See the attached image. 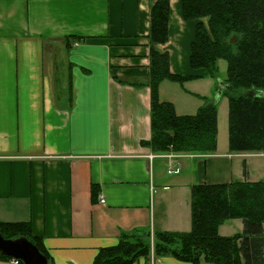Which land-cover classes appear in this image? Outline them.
<instances>
[{"label": "crops", "instance_id": "crops-1", "mask_svg": "<svg viewBox=\"0 0 264 264\" xmlns=\"http://www.w3.org/2000/svg\"><path fill=\"white\" fill-rule=\"evenodd\" d=\"M156 1L0 0V222L30 223L49 264H93L101 248L126 235L189 232L196 184L264 181V152H232L228 143V153L168 151L177 155L170 163L143 145L152 136ZM170 7L169 40L154 47L169 53L173 74L194 77L196 22L183 18L181 0ZM62 40L73 45L64 59L54 45ZM170 82L161 83V99L194 114L201 106L192 93ZM69 89L72 107L62 94ZM243 227L232 219L219 233ZM153 264L193 263L157 256Z\"/></svg>", "mask_w": 264, "mask_h": 264}, {"label": "trees", "instance_id": "trees-1", "mask_svg": "<svg viewBox=\"0 0 264 264\" xmlns=\"http://www.w3.org/2000/svg\"><path fill=\"white\" fill-rule=\"evenodd\" d=\"M170 2L157 0L151 9L152 136L143 145L155 153L172 150L181 154H213L219 146L218 105L206 102L196 113L181 115L172 102L160 96L159 87L164 80L184 83L190 78L173 74L169 53L154 47L155 43L169 40ZM181 3L183 18L196 22L190 54L192 68L205 69L216 78L219 61H227V82L219 91L226 92L229 98V150L264 152V0ZM72 46L67 45L69 49ZM62 94L66 99L70 97L72 107L73 90ZM191 218L189 232L155 233V256H172L193 264H264V181L194 185ZM232 219L243 221L242 232L220 235V226ZM0 232L5 238L28 237L50 262L42 239L33 234L30 223L0 222ZM132 238L126 235L117 245L101 248L93 264H134L142 257L148 262L150 244L144 237L138 242Z\"/></svg>", "mask_w": 264, "mask_h": 264}, {"label": "rangeland", "instance_id": "rangeland-1", "mask_svg": "<svg viewBox=\"0 0 264 264\" xmlns=\"http://www.w3.org/2000/svg\"><path fill=\"white\" fill-rule=\"evenodd\" d=\"M55 49L60 51L61 59H64V51L69 50L67 47V42L65 41H59L54 44ZM219 69L220 72L218 74V77L214 78L210 75H203V69H199L196 76L192 77L190 76L189 79H187L184 83L174 82L171 81L170 83H173L175 86H171L173 90H175V87H178L185 93H192L194 98H190L192 103L193 101H197L199 103V106H202L206 104V102L215 103L218 105V124H219V134H218V140H219V151L228 153V139H229V123H228V113H229V98L227 96V93H222L219 91V89H222L223 83L227 82V61L226 60H220L219 61ZM202 72V73H201ZM198 92L201 94L199 95ZM253 94V93H252ZM206 98H202V97ZM186 100L189 101V96L184 97ZM197 108V109H196ZM194 109V112L196 113L198 111L199 107H196ZM188 155H194V154H188ZM261 166L259 162H255V166L252 165V174H260L261 170L259 169ZM176 172L174 173H178ZM145 234V235H144ZM144 234H133L129 235L130 237H133V241L138 242V240L145 238V241L150 244V250L149 255L150 258H148V262L146 264H153V261L155 259V253H154V246L155 242L157 241V236L155 233H144ZM238 234V233H237ZM143 236V237H142ZM143 259H146V257H142ZM141 259V258H140ZM203 264H205L203 262Z\"/></svg>", "mask_w": 264, "mask_h": 264}, {"label": "water", "instance_id": "water-1", "mask_svg": "<svg viewBox=\"0 0 264 264\" xmlns=\"http://www.w3.org/2000/svg\"><path fill=\"white\" fill-rule=\"evenodd\" d=\"M0 257L19 259L23 264H49L46 255L24 235L5 238L0 232Z\"/></svg>", "mask_w": 264, "mask_h": 264}, {"label": "built area", "instance_id": "built-area-1", "mask_svg": "<svg viewBox=\"0 0 264 264\" xmlns=\"http://www.w3.org/2000/svg\"><path fill=\"white\" fill-rule=\"evenodd\" d=\"M164 156L169 160V162L171 163L174 159L177 158V155L176 154H173V153H165ZM151 157H153L151 155ZM178 171V169H176ZM176 170L174 169H170V173H174L176 172ZM101 203H105V199L102 197L101 200H100ZM12 262L15 263V264H20L21 261L19 259H15V258H12Z\"/></svg>", "mask_w": 264, "mask_h": 264}, {"label": "bare ground", "instance_id": "bare-ground-1", "mask_svg": "<svg viewBox=\"0 0 264 264\" xmlns=\"http://www.w3.org/2000/svg\"><path fill=\"white\" fill-rule=\"evenodd\" d=\"M167 153V152H166ZM158 154H165V153H158ZM169 172H170V170H169Z\"/></svg>", "mask_w": 264, "mask_h": 264}]
</instances>
